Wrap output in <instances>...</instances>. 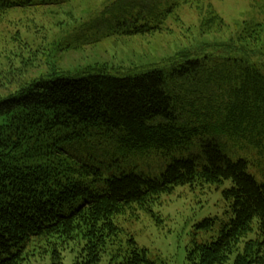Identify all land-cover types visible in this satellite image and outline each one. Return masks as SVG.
<instances>
[{"label": "trees", "instance_id": "trees-1", "mask_svg": "<svg viewBox=\"0 0 264 264\" xmlns=\"http://www.w3.org/2000/svg\"><path fill=\"white\" fill-rule=\"evenodd\" d=\"M73 1L0 0V15ZM111 2L95 10L104 23L95 41L167 34L183 44L136 67L94 65L64 74L52 66V73L0 97V264H31L37 257L50 264L66 258L151 264L117 217L149 211L178 185L204 188L228 179L229 219L187 258L227 264L236 252L233 264H264V184L247 173L245 160H232L220 146L226 137L264 151L262 23H227L210 0ZM183 7L196 12V33L182 21ZM92 137L111 139L123 152H181L204 138L197 154L173 158L158 177H105L76 153ZM253 227L256 237L242 242Z\"/></svg>", "mask_w": 264, "mask_h": 264}, {"label": "rangeland", "instance_id": "rangeland-1", "mask_svg": "<svg viewBox=\"0 0 264 264\" xmlns=\"http://www.w3.org/2000/svg\"><path fill=\"white\" fill-rule=\"evenodd\" d=\"M111 1L74 0L61 6L12 8L0 15V97L15 90L25 80L52 73V66L56 72L64 74L94 65H104L113 70L136 67L173 54L183 44L167 34L95 41L97 30L104 28L95 10L104 9V3L110 2V6ZM210 2L227 23L255 21L262 23L264 29V0ZM92 13L95 16L90 18ZM179 14L185 25L193 26L191 33H196V12L183 7ZM97 16L99 19H95ZM203 138L194 140L181 152H165L155 148L123 152L111 139L92 137L76 153L100 167L105 177L129 172L158 177L173 158L197 154ZM220 141L221 150L229 158L245 160L247 173L258 184H264V151L245 141H233L226 137ZM231 185L230 179L218 186L204 188L178 185L170 192L163 193L149 211L139 210L137 216L131 218L123 214L116 221L123 234L132 235L137 245L146 249L151 264H190L187 254L194 244L213 241L220 225L229 219L231 211L223 191ZM214 217L217 219L215 225L214 222L204 224L206 219L214 221ZM253 228L242 242L256 237ZM240 246L243 248V243ZM235 256L236 252L227 264H233ZM32 259L31 264H50L47 258ZM64 264H73L72 259L66 258Z\"/></svg>", "mask_w": 264, "mask_h": 264}]
</instances>
